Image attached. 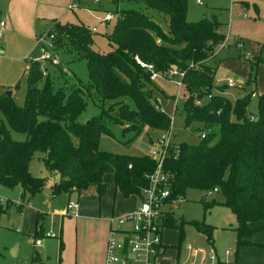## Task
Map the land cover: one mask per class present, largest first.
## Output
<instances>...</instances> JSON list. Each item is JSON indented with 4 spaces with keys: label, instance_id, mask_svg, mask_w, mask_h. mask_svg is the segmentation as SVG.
<instances>
[{
    "label": "trees",
    "instance_id": "obj_1",
    "mask_svg": "<svg viewBox=\"0 0 264 264\" xmlns=\"http://www.w3.org/2000/svg\"><path fill=\"white\" fill-rule=\"evenodd\" d=\"M112 4L115 12H105L115 13L117 23L107 37L108 52L94 49L92 32L83 24L58 23V32L52 36V47L86 61L88 85H60V68L55 78L49 73L44 77L41 63L31 61L25 104L18 106L12 97L0 95L6 123L0 125V187L21 188L23 200L40 194L47 181L33 177L29 165L36 153H42L46 170L58 175L50 187L53 196L80 198L95 187L101 197L106 190L103 177L112 174L117 193L141 198L149 186L148 177L156 170L155 159L108 153L100 149V143L103 136L115 138L113 127L122 128L131 140L144 128L168 132L171 119L152 102L156 81L152 76L176 69L183 73V87L195 91L182 111L185 126L198 123L206 133L199 145L173 144L167 149L162 173L169 189L174 197H185L188 190L208 193L217 188L224 196L223 206L236 217L238 248L255 245L251 237L264 232V225L253 228L264 224V95L258 96L256 118L247 109L252 93L235 104L224 96L229 86H216L217 70L207 63L225 37L216 21L189 22L188 0H113ZM122 5L127 8L121 10ZM153 13L168 19L167 31ZM138 61L154 71L142 68ZM255 64L264 65V58H256ZM205 98L210 102L201 105ZM87 99L101 108L89 123L80 121ZM11 132L24 134L26 140H13ZM184 224L169 217L166 228L178 230L182 239ZM191 224L206 232L213 243L211 226ZM33 264H42L38 256Z\"/></svg>",
    "mask_w": 264,
    "mask_h": 264
},
{
    "label": "rangeland",
    "instance_id": "obj_2",
    "mask_svg": "<svg viewBox=\"0 0 264 264\" xmlns=\"http://www.w3.org/2000/svg\"><path fill=\"white\" fill-rule=\"evenodd\" d=\"M94 1L0 0V21L6 24V33L0 39L3 49L0 51V95L11 93L16 105L25 104L29 91V62L40 57L44 50L58 60L57 66L44 62L43 67L53 77H56L59 68L63 71L59 78L60 85L78 87L80 82L88 85L86 61L76 54L55 49L50 40L58 32V23L83 24L92 32L94 49L108 52L110 46L107 37L116 26L117 16L114 13V19L106 23L105 11L115 12L116 7L112 4L113 0H98L97 5H94ZM201 2L200 5L197 0H188L187 20L216 21L220 24L221 35L228 41L227 47L219 49L215 58L207 63L217 70L215 84L221 87L226 85L228 79L234 81L235 87H225L223 90L224 96L233 104L244 95L256 93L257 96L252 97L247 106L249 113L256 118L259 114L258 96L264 95V65L255 64L256 58H264V0ZM132 5L137 7V4ZM151 15L167 31L168 19L157 13ZM237 45H240L239 49L235 48ZM155 79L152 102L171 119L169 131L144 128L131 140L132 136L129 134L123 135L122 128L113 127L111 132L115 138L103 136L100 143L102 151L123 156L154 158L153 151L161 148L168 135L171 145L200 144L205 130L198 123L186 127L182 113L186 99L195 91L190 93L185 87L181 88L180 77L170 80L159 75ZM214 94L222 95V92L214 91ZM87 101L80 121L89 123L92 117L101 113V108L97 101ZM209 102L205 98L201 105ZM112 122L114 126V121ZM2 123L6 124L0 112V125ZM11 137L15 141L26 140L24 134L16 132H11ZM43 159L42 153H36L29 165V173L33 177L47 181L43 191L34 198L28 199L27 195L23 200V191L19 187H0V264H33L37 257L36 252L43 264H92L99 258L97 235L100 236V232L96 234L99 223H93L96 229L88 232L87 225L76 220L79 217L78 211L77 216L72 212L66 213L68 197L66 194H51L50 183L56 181L58 175L46 170ZM103 182L106 190L101 197L95 187H90L80 198L85 208H96V212L89 214L90 220L94 221L95 217L102 219L107 209L110 213L114 211V218H119L132 214L138 208L140 198L131 196L126 199L115 194L112 174L104 175ZM183 198L180 204L175 205L177 209H171V214L174 220L185 222L184 237L181 239L180 232L176 229H164L162 243L166 251L161 264H176L177 261L178 264H201V257H190L189 247L206 254L215 250L217 261L211 262L206 258L203 264H264V232H256L251 237L255 245L238 248L235 231L237 220L233 212L223 206L225 199L220 191L208 195L204 191L188 190ZM77 200V195L72 194L70 201L77 203ZM207 205L210 206L209 209H206ZM123 208L128 212L119 214L118 211ZM192 222L211 226L213 243L208 241L206 232L197 229ZM262 225L264 224L254 225L253 228ZM112 227L124 229L132 226L129 223L119 226L116 222ZM35 233H39L38 239L43 246H34ZM116 238L119 240L121 236ZM226 252L231 255L227 257Z\"/></svg>",
    "mask_w": 264,
    "mask_h": 264
},
{
    "label": "built area",
    "instance_id": "obj_3",
    "mask_svg": "<svg viewBox=\"0 0 264 264\" xmlns=\"http://www.w3.org/2000/svg\"><path fill=\"white\" fill-rule=\"evenodd\" d=\"M98 3V0L94 1ZM198 4H202L201 0H197ZM114 19L113 14L107 13L105 15V22H111ZM95 31V30H94ZM6 32V24L4 21H0V39ZM53 37L51 36L50 43ZM227 38L221 44L219 49L227 47ZM51 46V44H50ZM0 46V51H1ZM52 48V47H51ZM32 62L41 63V70L44 77L48 76L47 70L43 67L44 62H50L53 66L58 65V60L53 54L48 51H43V54L36 59H32ZM142 68H145L151 72L154 71L153 66L141 63L138 61ZM166 79L173 80L176 77H183V73L178 72L176 69L170 70L163 74H159ZM159 75L153 74L152 79L154 80ZM226 84L233 88L235 83L232 79H228ZM179 86L183 88L182 82H179ZM256 93H252V97H256ZM211 99V96H209ZM199 103L197 102V105ZM158 109V108H157ZM253 121L254 118L251 117ZM205 138V134L202 136ZM169 135L168 139L163 142L161 148L153 151V157L156 161V170L149 179V186L142 190L140 198V205L132 213L127 214L119 218L110 220L111 228L109 238L106 246L105 264H161L165 256V246L162 243V233L166 228L167 220L172 217L171 209H177L176 204H180L183 200L181 196L174 197L169 189L167 179L162 173L163 160L167 149L170 147ZM219 191L217 188L209 191L207 194L215 193ZM184 199V198H183ZM79 204L78 202L69 201L66 207V213L72 212L76 215ZM118 223L124 225L129 223L132 227L124 229H114L113 224ZM120 235L121 239H117L116 236ZM42 242L40 239L34 241L36 247L41 246ZM190 251L191 258L201 257V264L208 258L211 262L217 261V255L215 250H211L209 254L204 251L192 250ZM231 254L226 252V256L229 257ZM178 264V261L177 263Z\"/></svg>",
    "mask_w": 264,
    "mask_h": 264
},
{
    "label": "crops",
    "instance_id": "obj_4",
    "mask_svg": "<svg viewBox=\"0 0 264 264\" xmlns=\"http://www.w3.org/2000/svg\"><path fill=\"white\" fill-rule=\"evenodd\" d=\"M57 180L56 181H51L50 187H52L55 184V182H57ZM114 190H115V188H114ZM115 194L116 195H118V194L121 195L120 193H117L116 191H115ZM66 196L68 197V202H69V199L71 198L72 195L71 196L66 195ZM82 197H83V195L80 198H82ZM80 198H78V200H77L78 204H79V207H78V210H77L79 217H76L77 222L82 224V225H87L86 231L89 229L88 232H91V231L96 229V226L94 227L93 223H97V222L99 223L98 230L96 229V234H98L100 232V236L97 235V237H99V245H98L99 258L97 259V261H95L92 264H105L106 246H107V241H108V238H109L108 236H109L110 228H111L110 218L114 217L115 213H114V211H112V213H110V210L107 209V210L104 211V216L102 217V219L96 218L94 216L95 220L94 221H93V219L90 220L89 219V214H92L93 211L96 212V208L94 209L93 206H88L87 208H85L84 202H83V200L80 201ZM124 212H128V210L124 211V208H123V209L118 211L119 214L120 213H124ZM75 216H77V213H76ZM61 244L63 245L62 242H61ZM41 246H43V244H41ZM41 246H39V247H41ZM165 249H166V247H165ZM36 253H37V256L39 257V259L41 260V262L43 264V261H42L41 257L39 256L38 252H36Z\"/></svg>",
    "mask_w": 264,
    "mask_h": 264
},
{
    "label": "water",
    "instance_id": "obj_5",
    "mask_svg": "<svg viewBox=\"0 0 264 264\" xmlns=\"http://www.w3.org/2000/svg\"><path fill=\"white\" fill-rule=\"evenodd\" d=\"M120 8H121V10H122V9H126L127 7H126V6H124V5H122ZM1 50H3V49H1ZM7 95H8L9 97H11V96H12V94H11V93H8Z\"/></svg>",
    "mask_w": 264,
    "mask_h": 264
}]
</instances>
